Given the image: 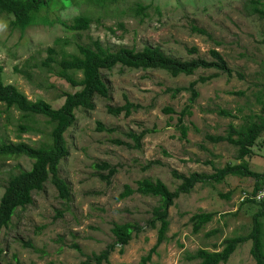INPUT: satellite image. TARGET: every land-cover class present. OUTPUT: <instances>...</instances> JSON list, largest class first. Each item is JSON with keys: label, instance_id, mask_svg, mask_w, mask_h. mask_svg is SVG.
Wrapping results in <instances>:
<instances>
[{"label": "rangeland", "instance_id": "rangeland-1", "mask_svg": "<svg viewBox=\"0 0 264 264\" xmlns=\"http://www.w3.org/2000/svg\"><path fill=\"white\" fill-rule=\"evenodd\" d=\"M247 1L123 0L109 11L83 3L48 15L50 19L59 18L67 23L82 14L92 16L95 22L89 30L81 32H70L60 23L31 26L23 33L11 31L8 18L0 14V81L15 85L29 100L45 99L54 108L63 105V92L76 89L54 75L45 74L41 78V73L31 68L36 82L46 87L39 89L38 85L16 73L15 68L22 70L38 64L47 57V48L54 46L59 38L63 41L56 48L63 46L72 53H76L77 44L95 40L113 50L121 46L136 50L145 46L159 47L167 55L182 60L194 57L210 60L209 51L216 49L234 71L232 78L221 75L196 86L199 97L192 108V116L184 118L190 128L186 138L180 137L177 124L190 95L183 92L172 98L165 90L187 87L200 76L208 77L216 70H200L192 77L181 75L177 78L160 70H132L120 66L103 71L110 97H97L93 110H77L74 125L65 133L70 154L60 164V175L70 187V202L66 204L50 183L43 191L33 192V203L19 208L9 227L2 230L0 243L4 254L0 264H16V260L21 264H80L86 256L100 253L114 242L111 232L114 223L127 222L137 223L142 232L124 247V254L117 247L110 256V264H139L157 244L158 230L150 228L148 223L160 198L135 193L119 200L125 186L135 189L139 180L147 178L161 180L175 191L180 182L173 178L174 170L186 175L192 172L213 174L215 168L241 162L237 159L236 147L227 142L211 143L205 136L224 135L230 124L238 127L251 115L261 112L257 98L264 93L263 25L258 18L247 13ZM136 3L150 6V17L143 22L130 10L124 13ZM156 7L161 9L160 14ZM192 25L205 29L213 39L192 33ZM193 47L198 51L191 55L188 50ZM51 84L55 88H49ZM239 92L244 94L237 95ZM124 96L142 108L130 117L109 114L108 106L123 105ZM166 108L175 113H165ZM218 109L230 111L235 117L220 116L215 112ZM98 122L115 128V131H99ZM21 124H27L21 113L7 110L0 103V138L3 140L37 145L50 130L42 117L28 122L40 129L38 133L23 131ZM142 129H149L151 133L143 139L139 150L113 143V139H118L133 144L123 133L129 130L139 133ZM253 152L246 161L253 171L264 173V134ZM206 162L213 165H206ZM97 163H108L117 169L118 173L109 184L100 177V174H108V170L95 169ZM31 165L32 161L27 157L0 159V198L9 176L29 170ZM255 183L253 178L232 176L215 184L214 188L197 185L191 193L180 195L169 209L168 240L157 248L148 264H198L197 260L187 259L186 254L200 248L220 251L223 247L219 245L226 238L247 233L252 226L255 208L241 205L240 197L249 193L247 191ZM231 191L233 194L229 200L219 196V193ZM58 210L63 212L61 217ZM201 210L218 212L222 216L216 215L200 233L193 234L189 220ZM236 212L237 216L225 215ZM41 226L45 227L38 231ZM213 230L217 232L207 236ZM29 242L37 251L24 245ZM74 244L82 251L74 249ZM250 250L251 243H245L226 264H256Z\"/></svg>", "mask_w": 264, "mask_h": 264}, {"label": "trees", "instance_id": "trees-1", "mask_svg": "<svg viewBox=\"0 0 264 264\" xmlns=\"http://www.w3.org/2000/svg\"><path fill=\"white\" fill-rule=\"evenodd\" d=\"M123 0H0V14L4 15L10 22L11 31L19 30L22 33L31 26L44 25L53 26L60 23L70 32H81L90 29L91 24L95 21L92 16L82 14L74 18L72 23H67L61 19H50L49 14H56L58 9H67L72 6L79 7L83 3L89 4L90 7H101L106 11L116 7ZM56 9L55 12H52ZM150 6L142 3H136L129 7L124 13L132 11L136 16L140 17V22L150 17ZM245 9L249 15L258 18L263 25V44H264V0H248ZM156 12L161 13V9L156 7ZM101 21L99 20L98 23ZM112 32V28H109ZM192 33L201 36H207L212 40V36L203 28L195 25L191 27ZM59 38L55 41V45L47 48V57L42 59L38 64L26 66L22 70L15 68V71L31 84L38 85L39 89H46L42 84L36 82L34 72L31 68H36L43 78L45 74L54 75L59 79L65 80L71 87L76 89L74 92H63L65 101L60 108H54L51 103L45 99L29 100L28 97L19 88L13 84H7L0 81V103L6 106L7 110L14 109L21 113L22 118L27 120V124H21L23 131L38 133L40 129L34 125L28 124L34 118L42 117L46 120L50 130L44 134L43 139L39 140L37 145H30L26 142L8 143L0 138V157L4 158L10 154L18 156H27L32 161L29 170H21L18 173H12L4 188V193L0 198V235L4 228L9 227L13 216L19 208H24L33 203V192H41L47 183H50L58 191L59 197L66 204L70 202V187L65 179L60 175V164L66 159L70 150L65 138V133L70 129L75 121V112L81 108L85 110H93L95 108L94 101L97 97H110V88L103 77V71H112L116 67L128 68L132 70H160L166 72L173 78L181 75L186 77L194 76L200 70L214 69L217 72L208 77L200 76L197 80L190 82L187 87L176 89L167 88L166 94H170L172 98H176L178 94L189 93V99L186 106L179 114V122L177 130L181 134V138H186L190 128L185 124L184 118L192 116V108L199 97V91L196 86L206 83L221 75L228 78L234 76V71L228 65L225 57L216 49H211L209 55L211 59L202 57H194L189 60L174 58L164 53L159 47L145 46L142 50L121 46L117 49H111L104 46L99 40L92 41L88 44H77L76 53L67 52L63 46L59 49L57 45L62 43ZM68 43L67 41L65 42ZM198 49L191 48L188 52L193 55ZM262 73L264 75V62H262ZM239 78L243 79V75L239 74ZM49 88H55L54 84ZM264 89V85L262 86ZM243 92L237 95H243ZM125 103L118 107L108 106V113L116 117H130L138 112L142 106L131 102L127 96H124ZM257 102L261 105V112L248 117V120L240 125L234 126L230 124L226 134L212 135L206 134L205 139L211 143L227 142L237 148V159L241 161L237 164L228 163L222 168H215L213 174L192 172L188 175L172 171L174 179L180 182L175 191H171L168 186L161 180L142 179L137 182V187L133 189L130 185H126L124 191L118 196L119 200L125 199L135 193L144 196H152L160 198L158 206L153 208L152 219L148 225L152 229L158 230L157 244L143 256L139 264H148L152 260V256L157 253V248L168 240V232L170 229L169 209L174 205V201L183 194L191 193L197 185L203 187H213L215 184L223 183L229 177L253 178L256 180L254 187L248 190L254 193L261 187H264V173H258L250 168L247 157L253 155V149L257 145V141L264 134V93L259 94ZM165 113H175L171 108H166ZM223 117H235L232 112L225 109L215 111ZM98 130L113 133L115 128H108L101 122H98ZM151 131L142 129L136 133L132 130L123 133V136L132 141L113 139V143L119 146H126L130 149H141L143 139ZM212 162H206V165ZM94 168L98 170H108V174H100V177L110 183V179L116 174L117 169L108 163L94 164ZM233 191V190H232ZM227 194L219 193L223 199L229 200L233 192ZM246 192V191H245ZM241 205H250L255 208L252 217V226L247 233L236 234L228 237L219 245L222 250L198 249L194 253H187V259L197 260L198 264H226L237 249L247 242L251 243L250 254L256 264H264V201L263 202H242ZM68 209V206H67ZM63 212L58 210V216L61 217ZM218 212H208L201 210L193 214L189 220L192 226V233L198 234L203 228L211 223ZM227 216H237L236 213H227ZM222 215H220L221 217ZM45 226L39 227L41 231ZM114 235V242L108 244L100 253H92L86 256V259L80 264H110V256L120 247V253L124 254L126 247L135 237L142 232V228L137 223H114L111 228ZM217 230H213L207 234L210 236L215 234ZM35 251L31 242L25 243ZM74 249L82 251L77 244L73 245ZM218 247V246H216ZM4 254V249L0 243V261ZM16 258V256H14ZM16 264H21L17 260Z\"/></svg>", "mask_w": 264, "mask_h": 264}, {"label": "built area", "instance_id": "built-area-1", "mask_svg": "<svg viewBox=\"0 0 264 264\" xmlns=\"http://www.w3.org/2000/svg\"><path fill=\"white\" fill-rule=\"evenodd\" d=\"M241 202L252 201V202H263L264 201V187H261L254 193H244L240 197Z\"/></svg>", "mask_w": 264, "mask_h": 264}, {"label": "clouds", "instance_id": "clouds-1", "mask_svg": "<svg viewBox=\"0 0 264 264\" xmlns=\"http://www.w3.org/2000/svg\"><path fill=\"white\" fill-rule=\"evenodd\" d=\"M49 48V47H48ZM47 51V50H46ZM17 73V72H16ZM8 142V141H7ZM8 143H12V142H8ZM20 157H27V156H18L16 154H10V155H7L6 157L2 158L0 157V159H10V158H20ZM28 158V157H27ZM241 202V201H240ZM246 202V201H245ZM252 202V201H250ZM256 203V202H255ZM107 247V246H106ZM104 250V249H103ZM102 250V251H103Z\"/></svg>", "mask_w": 264, "mask_h": 264}]
</instances>
